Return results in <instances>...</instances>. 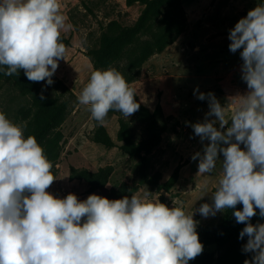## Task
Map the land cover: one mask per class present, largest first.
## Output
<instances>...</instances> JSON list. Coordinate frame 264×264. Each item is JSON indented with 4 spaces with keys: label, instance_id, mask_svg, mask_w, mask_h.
Here are the masks:
<instances>
[{
    "label": "clouds",
    "instance_id": "1",
    "mask_svg": "<svg viewBox=\"0 0 264 264\" xmlns=\"http://www.w3.org/2000/svg\"><path fill=\"white\" fill-rule=\"evenodd\" d=\"M71 28L60 0H0V66L6 67L0 71L12 76L23 69L29 81L52 85L67 53L61 33ZM228 39L231 53L242 49L248 92L233 97L229 122L214 93L194 91L209 106L204 121L191 125L201 143L209 141L203 154L192 156L199 158L198 174H211L222 162L212 203L195 211L208 218L233 209L245 225L242 252L252 254L244 264H264V223H251L256 209L264 218V3L239 19ZM78 102L100 124L110 111L128 118L140 108L115 68L93 71ZM26 127L0 112V264H189L202 254L194 211L169 208L148 193L115 200L90 194L81 201L73 193L59 198L48 192L56 180L53 165L35 136L25 137Z\"/></svg>",
    "mask_w": 264,
    "mask_h": 264
},
{
    "label": "rangeland",
    "instance_id": "2",
    "mask_svg": "<svg viewBox=\"0 0 264 264\" xmlns=\"http://www.w3.org/2000/svg\"><path fill=\"white\" fill-rule=\"evenodd\" d=\"M60 4L72 25L61 33L67 53L58 61L54 83L40 82L56 106L62 105L60 121L44 128L38 141L56 179L47 191L59 198L73 193L81 201L90 194L115 200L148 193L149 199H159L169 208L194 211L197 230L210 232L227 209L208 218L195 210L212 203L222 162L217 161L211 174H198L199 158L192 156L203 154L209 141L201 143L191 125L204 121L209 106L194 91L214 93L230 122L233 97L248 89L241 79L242 49L229 51V30L258 0H60ZM108 68L124 76L140 108L128 118L110 111L100 124L91 117L89 106L79 104L78 96L93 71ZM0 112L27 125L35 109L29 96L0 79ZM215 126L219 128V123ZM98 127L110 137L111 147L95 142ZM155 138L159 141L148 153L129 154ZM239 240L221 249L206 246L189 264L236 258Z\"/></svg>",
    "mask_w": 264,
    "mask_h": 264
},
{
    "label": "trees",
    "instance_id": "3",
    "mask_svg": "<svg viewBox=\"0 0 264 264\" xmlns=\"http://www.w3.org/2000/svg\"><path fill=\"white\" fill-rule=\"evenodd\" d=\"M130 2V0H127ZM264 3V0H258V4ZM0 68H5V66H0ZM0 79L7 84H11L15 89L20 91L23 95H27L30 97L32 101V106L35 109V114L32 118L29 119L27 127L25 129V137L28 135H33L40 141L43 139L44 128L47 126H54V122L59 118L62 105H57L53 101L52 98L48 97L44 87L40 84V82H32L27 79L24 74V70H19V75L6 76L4 71H0ZM43 91V95L46 97L45 100H40V94ZM55 112L57 114H55ZM58 117V118H57ZM60 121V119H58ZM158 137V136H157ZM94 139L95 142L105 146L111 147L112 141L108 134L104 131L102 127H98L94 131ZM158 138H155L151 142L148 143L143 149L139 152H129V154L140 155L141 152L148 153L151 148H153L158 143ZM125 150V149H124ZM177 175V169L173 172L172 179ZM236 210H242V205L237 204ZM233 209H227L224 219L216 225L210 232L201 233L197 230L199 235L200 242L204 247L215 245L218 249L224 248L239 238L240 231L245 227L242 223H237L236 219L233 215ZM256 215L251 218L252 224L264 223V218H261L259 215V209H256ZM245 242L241 244V239L237 241L240 245V253H237L236 258H230L224 260L217 261L215 264H244V261L251 260V253H243L242 246L247 243V236H245ZM243 242V241H242Z\"/></svg>",
    "mask_w": 264,
    "mask_h": 264
},
{
    "label": "water",
    "instance_id": "4",
    "mask_svg": "<svg viewBox=\"0 0 264 264\" xmlns=\"http://www.w3.org/2000/svg\"><path fill=\"white\" fill-rule=\"evenodd\" d=\"M101 192H102V194H106L107 193L106 189H104V188H101Z\"/></svg>",
    "mask_w": 264,
    "mask_h": 264
}]
</instances>
